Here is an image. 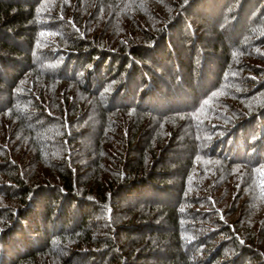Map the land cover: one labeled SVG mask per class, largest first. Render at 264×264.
Segmentation results:
<instances>
[{
    "label": "trees",
    "instance_id": "16d2710c",
    "mask_svg": "<svg viewBox=\"0 0 264 264\" xmlns=\"http://www.w3.org/2000/svg\"><path fill=\"white\" fill-rule=\"evenodd\" d=\"M248 44L264 0H0V264H264V99L189 126ZM199 159L253 174L195 227Z\"/></svg>",
    "mask_w": 264,
    "mask_h": 264
},
{
    "label": "rangeland",
    "instance_id": "374dc122",
    "mask_svg": "<svg viewBox=\"0 0 264 264\" xmlns=\"http://www.w3.org/2000/svg\"><path fill=\"white\" fill-rule=\"evenodd\" d=\"M45 38H48V36H45ZM254 38L253 35V39ZM40 47H43V45ZM259 52L262 53L263 51L257 50L255 45L248 44L237 53L238 57L234 59L232 69L228 74L229 79L227 83L216 92L215 99L212 98L213 100H208L202 108V111L191 120L189 126L193 128V134H191L190 139L191 137L199 138L207 134H210L211 137L213 130H215L214 127L221 124L223 120L229 119L231 115L237 113L239 110L245 109L251 106V104H256L264 99V75L259 73V71L263 72L264 69V64H260L264 60V55L259 54ZM248 94H252V96L249 98ZM236 110L237 112H235ZM183 134L186 135L185 133ZM169 145L170 144H168V146ZM168 146L163 151H166ZM176 148L177 149L172 154L165 155V153H163L162 155L166 159L162 158V160H177L178 157L180 158L185 154V151H188V149L180 144ZM167 150H169V148ZM147 160L149 161L150 158H147ZM214 168L215 170H213ZM201 169H205L206 172L197 176ZM192 171L193 173H191L187 180L186 194L188 197V204L183 207V211L180 209V214L183 213V215L186 216L185 225L195 227L200 223L205 225L213 218H216V215L213 214L214 212L211 211L213 208L223 210L221 207L223 203L214 195L216 191L215 187L220 185L219 181L221 178L224 179L222 174L229 173L232 175L236 173L240 177L244 176L246 173L247 175L252 173L251 171L238 168L232 170L233 173H231V171L221 170V168L218 167V162L213 159H199L196 170L192 169ZM255 172L258 174V178L264 174V170L262 172L255 170ZM218 174H220V176ZM218 177L220 178L214 181V179ZM211 183L214 186H212ZM261 188L264 189V184L261 185ZM236 190L233 192L230 199H234L237 192ZM262 195H264V190H262ZM238 196L239 195H237V197ZM238 202L242 204L245 201L243 202V199H241ZM211 207L213 208L211 209ZM97 229L99 228L97 227L95 231ZM164 250L167 253H173L169 245L165 247Z\"/></svg>",
    "mask_w": 264,
    "mask_h": 264
},
{
    "label": "snow or ice",
    "instance_id": "6c2138e0",
    "mask_svg": "<svg viewBox=\"0 0 264 264\" xmlns=\"http://www.w3.org/2000/svg\"><path fill=\"white\" fill-rule=\"evenodd\" d=\"M207 103V102H206Z\"/></svg>",
    "mask_w": 264,
    "mask_h": 264
}]
</instances>
